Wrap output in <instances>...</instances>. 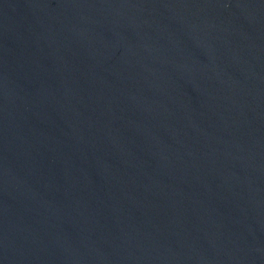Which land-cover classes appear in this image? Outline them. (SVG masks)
<instances>
[{"label": "water", "instance_id": "95a60500", "mask_svg": "<svg viewBox=\"0 0 264 264\" xmlns=\"http://www.w3.org/2000/svg\"><path fill=\"white\" fill-rule=\"evenodd\" d=\"M0 264H264V0H0Z\"/></svg>", "mask_w": 264, "mask_h": 264}]
</instances>
